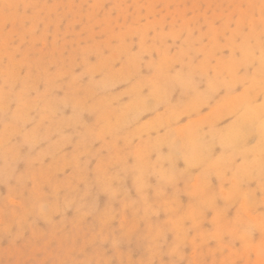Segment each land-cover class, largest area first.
I'll list each match as a JSON object with an SVG mask.
<instances>
[{"label": "rangeland", "instance_id": "obj_1", "mask_svg": "<svg viewBox=\"0 0 264 264\" xmlns=\"http://www.w3.org/2000/svg\"><path fill=\"white\" fill-rule=\"evenodd\" d=\"M245 2L5 0L0 6V77L7 75L10 82L19 79V86L44 88L45 93L52 86L71 92L76 82L100 71L138 81L129 98L135 102L138 89L145 88L161 105L151 122L135 133L154 152L166 151L154 137L156 127L175 128L179 135H194L203 127L219 130L222 146L213 149L202 168L181 185L183 194L178 199L167 194L156 197L160 207L150 209L168 225L165 240L178 241L181 258L192 264L235 260L240 256L235 245L242 238L227 225L244 214L264 211L259 203L264 195L261 135L258 126L244 124L246 116L258 114L264 102L262 43L259 22L237 18L242 10L235 5ZM193 67L199 70L193 87L177 83L168 97L155 88L162 77ZM80 119L85 126L95 123L90 115ZM93 147L101 149L102 142ZM80 151V146L69 147L50 161L41 182L50 183L58 174L79 173L74 165L81 161ZM114 155V149L104 145L100 159L92 164H102ZM139 164L149 174L148 184L167 183V177L157 181L159 170L146 154H141ZM216 192L226 198L217 199ZM102 199L108 202L112 196ZM38 247L44 248V242ZM58 251L55 243L39 252L22 245L19 252L6 257V264L16 259L31 264Z\"/></svg>", "mask_w": 264, "mask_h": 264}, {"label": "clouds", "instance_id": "obj_2", "mask_svg": "<svg viewBox=\"0 0 264 264\" xmlns=\"http://www.w3.org/2000/svg\"><path fill=\"white\" fill-rule=\"evenodd\" d=\"M4 4L0 0V6ZM235 7L242 10L237 18L259 22L264 85V0H246ZM198 76L197 68L182 69L162 77L155 88L168 97L174 85L191 88ZM0 78L4 80L0 84V264H6V257L22 245L39 252L53 243L58 253L50 252L51 258L31 264H192L181 258L178 241L165 240L168 225L150 209L160 207L156 197L167 194L178 199L183 194L181 185L202 168L213 149L222 146L218 129L203 127L197 134L179 135L175 128L156 127L154 137L166 151L154 152L135 133L151 122L161 105L145 88L138 89L135 102L129 98L138 81L100 71L76 82L71 92L52 86L45 93L44 88L19 86V79L10 82L7 75ZM81 115L92 116L95 123L85 126ZM244 124L260 131L264 194V102L258 114L246 116ZM97 142H102L99 150L93 147ZM104 145L116 155L93 166ZM76 146L81 148V161L74 165L79 173L41 182L49 162ZM141 154L158 168L157 181L168 178L165 185L148 184L149 174L139 164ZM109 195L111 201L102 199ZM215 197L226 198L221 192ZM259 203L264 208V195ZM227 228L242 238L235 245L240 256L229 264H264V211L244 214ZM39 242L45 247H38ZM9 264L30 262L16 259Z\"/></svg>", "mask_w": 264, "mask_h": 264}, {"label": "bare ground", "instance_id": "obj_3", "mask_svg": "<svg viewBox=\"0 0 264 264\" xmlns=\"http://www.w3.org/2000/svg\"><path fill=\"white\" fill-rule=\"evenodd\" d=\"M254 87V86H253ZM256 87V86H255ZM171 114V113H170Z\"/></svg>", "mask_w": 264, "mask_h": 264}]
</instances>
